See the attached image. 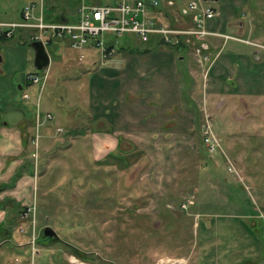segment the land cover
Wrapping results in <instances>:
<instances>
[{
	"label": "rangeland",
	"instance_id": "1",
	"mask_svg": "<svg viewBox=\"0 0 264 264\" xmlns=\"http://www.w3.org/2000/svg\"><path fill=\"white\" fill-rule=\"evenodd\" d=\"M1 1L0 19L18 22L20 11L30 3H43L47 22L61 17L76 20L82 4V0ZM232 1L218 0L211 6L219 12L221 5L230 8L236 12L237 21L247 23L239 16L245 9L234 8ZM245 1L247 13L256 15L249 29L238 36L230 30L237 27L236 22L227 25L229 29H219L221 33L240 40L247 39L248 31H254L251 38L264 33V0ZM179 6H161L167 14L173 44L152 47L126 34L114 38L115 53L108 60L89 46L75 51L65 45V52L59 54L55 42H51L46 47L50 65L40 72L34 68L30 30H22L13 38L1 35L0 264H233L240 258L234 255V243L243 241L252 215H261L262 231L251 235L258 246H263L257 262L264 264V101L254 105L252 112L248 103L237 99L238 95L233 106L229 96L213 93L212 89L218 88L212 79L216 70L208 68L206 72L208 63L200 66L197 62L195 49L200 39L178 33L191 27L182 18ZM215 17L207 25L212 31L221 20ZM211 40L220 47L223 43V39ZM120 48L134 52H118ZM256 50L235 39L225 40L222 58L246 55L247 61L240 58L234 66L235 74L229 80H220L219 91L226 86L241 96V91L260 90L264 64L253 61ZM102 65L108 72L105 81L119 87L115 86L120 101L114 103L117 108L127 104L136 86L128 76L135 69L144 105L154 107L149 109L154 111L153 125L160 111L168 107L166 131L153 136L160 142L164 135L169 142L168 154H162L164 160L158 150L143 152L138 147L135 154L130 151L132 155H125L122 141L113 156L118 160L106 157L99 161L94 159L92 143L83 127L71 130L63 125L59 134L56 130L61 126L52 120L47 123L51 130L46 136L43 126L47 124L36 128L34 103L41 84L27 83V74H47L39 112L43 117L51 111L55 118L70 110L66 102L69 96L79 102L90 98L88 103L98 108L103 89L96 84L99 73H93ZM54 77L58 78L56 85ZM240 81L252 84L243 87ZM112 88H106L111 97ZM59 96L63 102L56 108L52 103ZM111 101L107 98L111 106L108 115L113 113ZM45 103H50L49 108ZM102 123L107 125L106 121ZM208 128L213 135L210 143L204 142ZM150 159L156 160L153 179L146 182L140 175L147 171ZM160 194L163 206L158 209L154 203ZM201 212H214L216 216L196 219L194 215ZM45 231L54 236L45 235Z\"/></svg>",
	"mask_w": 264,
	"mask_h": 264
},
{
	"label": "crops",
	"instance_id": "2",
	"mask_svg": "<svg viewBox=\"0 0 264 264\" xmlns=\"http://www.w3.org/2000/svg\"><path fill=\"white\" fill-rule=\"evenodd\" d=\"M159 1L161 3V6L163 8H166L165 7L166 6L165 5L166 0H159ZM181 1L183 2V0H178L175 3L176 4L175 8H177V6H179L182 3ZM2 6H3V4H2V1L0 0V10H2V8H1ZM232 6L234 8H240V9L242 8L243 10L245 9V14L241 13L239 16H241L243 21L247 19V23L241 22L239 20L237 21V19L235 17L236 12L230 8L227 9V8H225V6L221 5V8H220L221 11L220 12L215 11V16H218L219 18H221V20L219 22H217L215 25L217 27V30L212 31L209 28H207V29H209L208 31L217 33L220 36L207 37L206 41L202 45L203 56H207L208 58H211V60L209 59L210 61L205 62V63H208V66L206 68V72H207L208 68H210V69L214 68L216 70L212 79L214 80L213 84H215V87H218V88L220 87L219 86L220 80H222L223 78H226L227 80H229V78H231L229 76H232L235 74L236 69L234 68V66L240 60V58H241V62L244 60L247 61L246 55L239 57L237 54H234V55L231 54L227 57L222 58V54L220 53V51H221L222 46L224 45L225 40H228V39L234 40L235 38H239V40H236V41L242 42L248 46L256 48L257 50L253 52L254 57L252 59L255 62H259V63L264 64V33H262L261 35H255L254 38H251L254 34V31L253 30L251 32L248 31L247 39H245V40L241 39L240 40V37H232V36H229L225 33H221L219 31V29L222 30L225 27H227V25H228V27H229V25L233 26V24H235L237 22L238 23L237 27L233 26L232 29H230V30L232 32L238 34V36H243L244 31L246 29L248 30L250 24L254 22L253 20H254V17L256 15H252V12L250 14L247 13L249 11H247V4H246L245 0H233ZM43 7H44V5H43ZM179 7H182V6H179ZM263 7H264V5H263ZM169 9H173V8H169ZM260 12H261V10H260ZM20 13H21V11H20ZM262 13H264V10L262 11ZM260 15H261V13H258V16H260ZM44 17L46 18L45 20H47V17L45 15V11H44ZM214 18H216V17H214ZM61 19H65V18L61 17ZM55 20L56 19L52 18L49 21L54 22ZM16 22H18V21H8V20L3 19V18L0 19V23H16ZM228 27H227V29H229ZM0 35H2L1 32H0ZM29 35H28V37H29ZM224 36H227L229 38H225ZM210 38L223 39V43H222L221 47L219 44H217V42L215 43V40L210 41ZM250 43L259 45L260 47H255L254 45H252ZM144 44H146V43H144ZM65 45H68V44L58 42V44L55 48H57V51H59V54L60 53L62 54L63 51L65 52V50H66ZM70 50H73V49L70 48ZM179 60H180V63L182 64L183 57L181 55L179 56ZM0 62H2V61L0 60ZM197 62H198V59H197ZM202 64L204 65L203 62L199 63L200 66H202ZM157 67L159 68V66H157ZM105 68L106 67H104L103 65L98 66L96 71L93 73L94 75L96 73H99V77H97L96 84H97L98 89L99 88L103 89L102 93L99 94L100 100L98 101V106H97L98 108L95 107L93 109L91 104L88 103V101L90 102V98H89V100H86L85 102L84 101L79 102V101H74V99H72L69 96V97H67L66 102L70 106V110L65 111L64 114H61V115L57 114V116L55 118H53L54 124L57 125V127L61 126V128L64 125L66 128H68V129L70 128L71 130L75 129L74 127H76V126L77 127L78 126L83 127V133H85V137L89 138L90 143H92L91 147L93 149V156H94L95 160L99 159V161H101V159L106 158V157H109V158L114 159V160H118V158H115L113 156L116 154L117 148H120L122 144L124 146L123 148L126 149V151L124 152L125 155H127V154L132 155V153L135 154L134 148L138 147L143 152L144 151L147 152V150H150V151H153V150L157 151L158 150L159 152H161L160 153V155L162 157L161 159L164 160L165 157L162 154H163V151H166V152L168 151L169 142L166 141V139L164 138V135L163 136L161 135L160 142H156L155 138L157 136L156 137H153V136L157 135V133L163 134V132L165 130L164 128L168 127L169 117L168 116L165 117V115L168 114V110H169L168 107L165 109V111H164V109H162L160 111L159 119L162 121H159V119L158 120L156 119L157 124L153 125L152 121H153L155 115H154V111L149 110V109L154 108V107L144 105L143 98L141 97L142 95L139 92V87L137 85V81L140 80V78L137 75L138 69L134 68L135 70H131L128 76H129V78H132L133 80L136 81V86H135L134 90L131 91L129 100L126 101L127 104H124L123 106L121 105L120 107L117 108L114 105V103L115 102L120 103L119 98L116 97V93L118 90L117 88H119V87H118L117 83H115V82H113V83L108 82L107 83L105 81L106 73H108V72H105V70H106ZM87 70L88 69L85 68V71H87ZM113 73L115 75H117V73H115V72H113ZM94 75H92V76H94ZM92 76L88 77V79L91 78ZM54 78L55 79H53V84L56 85L58 82V78H56V77H54ZM245 79H247V78L245 77ZM240 82H241V85L243 87H247L246 85L252 84V83L246 84L244 81H240ZM44 85H45V83H44ZM44 85H43V87H44ZM93 85H94V83H93ZM111 85H113V88H112L113 89V97L109 96L111 94V91L109 90V92H108V90H106L107 86L110 88ZM116 85H117V88L115 87ZM90 86H91V84H90ZM78 87H79L78 85L75 86V88H78ZM218 88L212 89L213 93L216 96H219L218 94L220 92H222L223 95H225V96H229L230 97L229 101H230V103H233L232 104L233 106H234L236 100L240 99L242 102H244V104H247V103L249 104V106L247 105V108H249L252 112H253L252 108L254 105L259 106V103L264 101V83H263V86L260 87V90L254 92V93H249L247 91H241L242 92L241 96L245 97V99H243L241 96H239L240 94H236L233 91H230V88H228L226 86L223 89V91H221V90L219 91ZM19 89L21 90L22 88L19 87ZM153 94L157 95V93H153ZM237 95H238V98H237ZM40 96H41V94H40ZM65 97H66V94H65ZM107 98H111V100H112L111 103H112V108H113V113L109 114V115H108L109 111H107V110L111 106L108 104ZM62 99H63V97L61 98V96H59L56 99H53L54 103H52V104H55V107L59 108L58 103L63 102ZM145 99H149V98L147 97ZM146 102L152 103V101H148V100H146ZM32 103H33V101H32ZM37 104H38V106H37ZM34 106H35L36 112H37V109L39 112V110L41 108L40 102H38V103L35 102ZM45 106H47L49 108L50 103H45ZM138 108H141L144 111H142L141 109H138ZM91 110H92V112H91ZM137 110H140L143 113L141 115H139ZM50 113H51V111H47L45 114H50ZM69 115H70V119L68 118ZM164 117H165V121L163 120ZM56 119H58V123L60 122L59 124L57 123V121L55 123ZM102 120L107 122V125L105 127H104V124L102 123ZM45 124H47V123H45ZM43 127H44L43 128L44 135L46 136V134L50 133L49 130H51V127L48 124L43 126ZM167 136H168V133L166 134V137ZM122 141H124V142L121 144ZM164 142H165V144H164ZM124 143L128 146H125ZM130 151L132 153H130ZM167 154H168V152H167ZM168 158H170V157H168ZM155 161L152 159L149 160V164L147 166L148 167L147 171L145 173H143L142 175H140V178L142 180L145 179L146 182H149L150 180L152 181L153 178H151V173L154 170L153 165H155ZM127 167H129V166H127ZM155 198H157L159 201H157V203H154V205H157L158 209L162 208L163 203L161 200L163 199V195L160 194L159 196H155ZM222 204H223V202L221 203V205ZM169 209L171 210V212H175V208L169 207ZM155 213H158V211H155ZM201 215L203 217L216 216L214 212H210V213L201 212V213H198L194 216H196V219H197ZM259 219L261 220V215H259V216L258 215H252L249 217V222H248V226H247L248 232L243 237V241L241 240L242 243H240L241 241H239V240H238V243H234V246H233L234 255L238 254L240 256V258L239 259L236 258V260L233 262V264H258V262H257L258 251H260L259 250L260 248L263 249V246H258L259 243L257 242L256 238L251 235V233L254 234V233L258 232L259 230L262 231V227L261 226L259 227ZM193 226L197 227V224L194 222ZM199 227H201V224L198 225V228ZM224 257H226V255Z\"/></svg>",
	"mask_w": 264,
	"mask_h": 264
},
{
	"label": "built area",
	"instance_id": "3",
	"mask_svg": "<svg viewBox=\"0 0 264 264\" xmlns=\"http://www.w3.org/2000/svg\"><path fill=\"white\" fill-rule=\"evenodd\" d=\"M165 4L169 7L176 6L173 0H166ZM43 8L41 1L27 4L21 10L19 22L0 23V32L3 37L12 38L19 30H30L29 41L40 42L45 51L51 42H60L68 44L76 51H81L88 46L93 47L104 59L111 57L115 52L114 47L107 49L106 36L117 38L126 34L133 35L141 43H147L151 38H157L165 45L175 42L170 40L169 34L172 31L159 12L161 10L159 0H82L77 11V18L73 21L60 19L47 22ZM179 11L182 18L191 23V27L188 31H178V33L193 35L200 39L195 49L198 62H208L209 58L203 56L202 45L207 37L220 36L207 29V24L215 17L211 3L202 0H186ZM235 40L239 39L235 38ZM46 78L47 74L39 75L38 73L26 76V81L30 85L41 84L39 97ZM52 120V115L44 114L42 117L37 109L34 119L36 128ZM56 132L62 134L63 129L58 128ZM212 138L213 135L208 128L204 131V142L210 143ZM182 208L185 209V206Z\"/></svg>",
	"mask_w": 264,
	"mask_h": 264
},
{
	"label": "water",
	"instance_id": "4",
	"mask_svg": "<svg viewBox=\"0 0 264 264\" xmlns=\"http://www.w3.org/2000/svg\"><path fill=\"white\" fill-rule=\"evenodd\" d=\"M203 2L215 3L218 0H202ZM30 47L34 51V68L36 71H42L47 68L50 64V59L46 53L43 45L40 42H33L30 44ZM45 235L53 237L54 234L48 231H45Z\"/></svg>",
	"mask_w": 264,
	"mask_h": 264
},
{
	"label": "trees",
	"instance_id": "5",
	"mask_svg": "<svg viewBox=\"0 0 264 264\" xmlns=\"http://www.w3.org/2000/svg\"><path fill=\"white\" fill-rule=\"evenodd\" d=\"M161 13V16L164 18L163 20L164 21H167L166 18H167V14H165L164 11H162V9L159 11ZM60 19H56L55 21H59ZM168 23V22H167ZM22 30H19L17 31L16 33L18 32H21ZM15 33V34H16ZM1 36V35H0ZM15 36V35H14ZM13 36V37H14ZM12 37V38H13ZM106 40H107V49H109L110 47H114V49H116V40L114 39V37H111V36H106ZM33 42H30V44H32ZM58 42H55L54 45L57 46ZM147 45H151L152 47H157L159 45H162V42H160L157 38H151L147 43ZM176 48H181L180 46H176ZM121 50V51H120ZM120 50L118 52H126L128 54H132L134 52V49H122L120 48ZM117 51V50H116ZM115 53V52H114ZM106 59H110V57L108 56ZM39 72V71H37Z\"/></svg>",
	"mask_w": 264,
	"mask_h": 264
}]
</instances>
